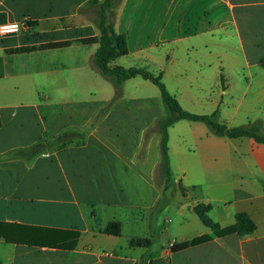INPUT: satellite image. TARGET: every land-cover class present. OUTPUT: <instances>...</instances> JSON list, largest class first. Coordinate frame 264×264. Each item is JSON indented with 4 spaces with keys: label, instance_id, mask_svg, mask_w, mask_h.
Masks as SVG:
<instances>
[{
    "label": "crops",
    "instance_id": "obj_1",
    "mask_svg": "<svg viewBox=\"0 0 264 264\" xmlns=\"http://www.w3.org/2000/svg\"><path fill=\"white\" fill-rule=\"evenodd\" d=\"M103 1L0 0L6 22L31 21L0 39V264H264L263 144L177 121L164 192L154 126L166 109L154 84L130 79L110 104L115 88L94 66L99 44L9 53L99 37ZM113 10L128 52L111 66L162 74L190 113L219 109L229 128L264 130V0H119ZM68 129L86 134L34 157L9 156ZM198 205L222 229L246 213L256 230L215 237ZM110 222L120 236L104 234ZM207 235L208 243L171 249ZM144 239L153 245H130Z\"/></svg>",
    "mask_w": 264,
    "mask_h": 264
},
{
    "label": "trees",
    "instance_id": "obj_2",
    "mask_svg": "<svg viewBox=\"0 0 264 264\" xmlns=\"http://www.w3.org/2000/svg\"><path fill=\"white\" fill-rule=\"evenodd\" d=\"M119 0H104L98 9V16L95 25L99 31V37L85 38L76 41L53 42L40 46L21 47L9 51L10 54H22L35 51H45L68 48L73 44L92 45L99 44V48L95 53L94 66L99 73L108 81H110L116 91V96L111 100L110 104L117 101L119 98L123 85L126 81L141 77L146 81L154 84L160 91L166 114L160 118L155 126L154 131L161 136L160 140V154L161 163L160 169L163 173L164 192L167 191L172 182V172L170 166L169 148H168V130L177 121L188 120L191 122H203L213 131L217 136L227 137L229 139L250 138L258 144L264 145V130L259 125H248L245 127L229 128L220 122V110H216L210 115H197L190 113L182 108L177 99L168 91L163 83L162 74L155 76L146 68H124L120 66H111V63L116 59L124 56L128 52L127 37L116 33L113 24L110 22V15L113 8L117 5ZM5 16L0 15V24L5 23ZM105 108L98 116L91 126L99 120L106 112ZM1 125V121H0ZM86 132H79L75 129H68L52 140L46 142H38L30 149L18 150L9 154L10 157H34L47 150L67 145L76 140H81ZM194 212L202 222V224L213 231L215 237H225L233 234L246 236L253 234L256 226L251 218L246 213H239L236 215L235 224L230 227L222 229L219 224L215 223L209 216L210 208L204 205H198L193 208ZM104 234L112 236L121 235V224L119 222H110L103 230ZM213 240L212 236H201L193 239L190 242L182 244H174L171 249L173 252L185 250L189 247L199 246ZM154 243L153 239L132 240L130 245L132 247L150 248ZM139 264H151L150 262H141Z\"/></svg>",
    "mask_w": 264,
    "mask_h": 264
},
{
    "label": "built area",
    "instance_id": "obj_3",
    "mask_svg": "<svg viewBox=\"0 0 264 264\" xmlns=\"http://www.w3.org/2000/svg\"><path fill=\"white\" fill-rule=\"evenodd\" d=\"M19 25L18 30L13 29L12 25ZM31 28V21L29 17H25L19 22H5L0 24V39L18 35ZM173 246V245H172ZM171 246V247H172Z\"/></svg>",
    "mask_w": 264,
    "mask_h": 264
},
{
    "label": "rangeland",
    "instance_id": "obj_4",
    "mask_svg": "<svg viewBox=\"0 0 264 264\" xmlns=\"http://www.w3.org/2000/svg\"><path fill=\"white\" fill-rule=\"evenodd\" d=\"M114 14V10H112V15ZM150 84L149 85H152L151 82H149ZM41 100L43 99L42 97L40 98ZM162 180H163V173H162V170L159 169V172H158V181L160 183H162Z\"/></svg>",
    "mask_w": 264,
    "mask_h": 264
},
{
    "label": "clouds",
    "instance_id": "obj_5",
    "mask_svg": "<svg viewBox=\"0 0 264 264\" xmlns=\"http://www.w3.org/2000/svg\"><path fill=\"white\" fill-rule=\"evenodd\" d=\"M13 29H15V30H18V28H19V25L17 24V25H12L11 26Z\"/></svg>",
    "mask_w": 264,
    "mask_h": 264
}]
</instances>
